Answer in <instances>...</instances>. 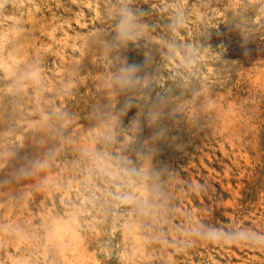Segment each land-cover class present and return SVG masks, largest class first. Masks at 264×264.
I'll list each match as a JSON object with an SVG mask.
<instances>
[{
	"label": "rangeland",
	"instance_id": "rangeland-1",
	"mask_svg": "<svg viewBox=\"0 0 264 264\" xmlns=\"http://www.w3.org/2000/svg\"><path fill=\"white\" fill-rule=\"evenodd\" d=\"M18 1L0 0V264H264V0Z\"/></svg>",
	"mask_w": 264,
	"mask_h": 264
},
{
	"label": "bare ground",
	"instance_id": "bare-ground-1",
	"mask_svg": "<svg viewBox=\"0 0 264 264\" xmlns=\"http://www.w3.org/2000/svg\"><path fill=\"white\" fill-rule=\"evenodd\" d=\"M20 1V0H19ZM19 1H18V3H19ZM23 1V0H22ZM26 1V0H25ZM56 1V0H55ZM61 1V0H60ZM90 1V0H89ZM62 2V1H61ZM1 3V2H0ZM21 5H22V3H20ZM19 5V4H18ZM50 5V4H49ZM24 6V5H23ZM22 7V6H21ZM27 9V8H26ZM29 9V8H28ZM96 10V9H95ZM32 12V11H31ZM57 12V11H56ZM65 12V11H64ZM29 13V12H28ZM59 14V13H58ZM30 15H32L31 13H30ZM29 15V16H30ZM14 16V15H13ZM50 16V15H49ZM53 18V17H52ZM61 19H64V18H61ZM69 19V18H68ZM67 19V20H68ZM66 20V19H65ZM66 20V21H67ZM53 21V20H52ZM57 21V20H56ZM59 21V20H58ZM61 22V21H60ZM43 23V22H42ZM49 23V22H48ZM56 23V22H55ZM62 23V22H61ZM66 23H69V21H67ZM65 23V24H66ZM16 25V24H15ZM57 25V24H56ZM53 26V25H52ZM51 26V27H52ZM72 26V25H71ZM10 27H11V25H10ZM15 27V26H14ZM62 27V26H61ZM64 27V26H63ZM4 28V27H3ZM9 28V27H8ZM47 28V27H46ZM5 29V28H4ZM56 29V26H54V27H52V32H51V34H53L54 33V30ZM2 30V29H1ZM65 30V29H64ZM10 31V30H9ZM13 31V30H12ZM48 31V30H47ZM11 32V31H10ZM80 32V31H79ZM16 33V32H15ZM14 33V34H15ZM13 34V35H14ZM49 34V33H48ZM75 35V34H74ZM73 36V35H72ZM17 37V36H16ZM48 37V36H47ZM75 37V36H74ZM50 39H51V37H49ZM73 38V37H72ZM71 38V39H72ZM76 38V37H75ZM0 39H1V37H0ZM17 39V38H16ZM16 39H14V41L16 40ZM74 39V38H73ZM4 40V39H3ZM52 41V40H51ZM6 42V41H5ZM16 42V41H15ZM72 42V41H71ZM74 42V41H73ZM17 43V42H16ZM49 43H51V42H49ZM56 43V41L54 42V44ZM74 43H76V42H74ZM73 43V44H74ZM14 45H15V43H13ZM44 44V43H43ZM49 46H50V44H48ZM60 45V44H59ZM75 45V44H74ZM7 46V45H6ZM44 46V45H43ZM56 47V46H55ZM73 47V46H72ZM47 48V47H46ZM4 49H5V46H4ZM17 50V49H16ZM46 50V49H45ZM60 50V49H59ZM14 51V50H13ZM57 51V50H56ZM63 51V50H62ZM2 54V53H1ZM60 54V53H59ZM15 55V54H14ZM13 55V56H14ZM22 55H24V54H22ZM11 56V55H10ZM16 57V56H15ZM22 57V56H21ZM18 59V58H17ZM22 59V58H21ZM21 59H19V61L17 60V63H14L12 60H11V58H9V57H6V58H2L1 59V63H2V65H3V67H4V69H5V71H7V73L12 77V79H22V81L24 80V83L26 84V83H28V84H31V83H36V82H38V80H39V73H38V68H30V69H27V70H25L24 71V74H23V70H22V67H21ZM24 59V58H23ZM260 59V58H259ZM37 60H39V59H37ZM24 61V60H23ZM26 61V60H25ZM254 61H256V60H254ZM258 61H260V60H258ZM36 62V61H35ZM253 63V62H252ZM27 64H28V62H27ZM30 65V64H29ZM33 65V64H32ZM257 65H259L258 63H257ZM264 66V65H263ZM260 67V66H259ZM257 68V67H256ZM262 68V67H261ZM264 68V67H263ZM40 69V68H39ZM250 69V68H249ZM248 69V70H249ZM41 70V69H40ZM257 71V70H256ZM262 71V70H261ZM249 72H251V71H249ZM255 72V71H254ZM256 73H258V72H256ZM259 74V73H258ZM262 74V73H261ZM22 75V76H21ZM257 75V74H256ZM21 76V77H20ZM41 76V75H40ZM45 76H47V75H45ZM262 76V75H261ZM258 77V76H257ZM42 78H44V77H42ZM15 81V80H14ZM47 81L50 83V84H52V79H50V78H48L47 77ZM17 82V81H16ZM46 83L47 82H45V85H46ZM13 84H14V82H13ZM19 84V83H18ZM17 84V85H18ZM32 84V85H33ZM39 84V83H38ZM16 85V84H15ZM37 85V84H36ZM41 85V84H40ZM48 85V84H47ZM42 86V85H41ZM44 87V86H43ZM32 89V88H31ZM36 89V88H35ZM33 90H34V88H33ZM25 91V90H24ZM23 91V92H24ZM39 90H37L36 92H38ZM35 93V92H34ZM35 95V94H34ZM37 95H39V94H37ZM36 96V95H35ZM232 101V100H231ZM232 102H234L235 103V101H232ZM237 104V103H236ZM234 106H237V105H234ZM223 109V108H222ZM237 109V108H236ZM232 111H233V109H232ZM231 113V112H230ZM222 114H223V111H222ZM225 115H226V113H225ZM228 115V114H227ZM224 116V115H223ZM1 117V116H0ZM41 117V116H40ZM220 117H221V115H220ZM228 117V116H227ZM243 117V116H242ZM42 118V117H41ZM1 119H3V117L1 118ZM0 119V120H1ZM241 119V118H240ZM234 120V119H233ZM39 121V120H38ZM229 121H230V119H229ZM237 121V120H236ZM33 122V121H32ZM224 122V121H223ZM232 122H234V121H232ZM238 122V121H237ZM36 123V122H35ZM43 123V122H42ZM222 124V123H221ZM232 124V123H231ZM1 125L2 124H0V128H1ZM233 125V124H232ZM231 125V126H232ZM236 125V124H235ZM238 125V124H237ZM242 125V124H241ZM223 127V126H222ZM236 127V126H235ZM243 127V126H242ZM38 128H39V126H38ZM41 128V127H40ZM232 128V127H231ZM239 128V127H238ZM233 129V128H232ZM240 129V128H239ZM1 130V129H0ZM223 130V129H222ZM230 130V129H229ZM234 130V129H233ZM247 130V129H246ZM232 131V130H231ZM235 131V130H234ZM239 131V130H238ZM224 132H225V130H224ZM0 133H1V131H0ZM231 133V132H230ZM237 133V132H236ZM244 133V132H243ZM221 134H222V132H221ZM229 134V133H228ZM246 134V133H245ZM224 135V134H223ZM226 135V134H225ZM236 135V134H235ZM247 135V134H246ZM1 134H0V154L1 155H4V156H6V155H8V151H9V149L6 147V144H4L3 143V139L1 138ZM239 136L237 135V138H238ZM225 138V137H224ZM226 138H228V137H226ZM226 138H225V140H226ZM232 138V137H231ZM235 138V137H234ZM229 139V138H228ZM229 143V142H228ZM239 144V143H238ZM247 146V145H246ZM242 147V146H241ZM223 148V147H222ZM238 149H239V147H237ZM242 148H244V147H242ZM237 149V150H238ZM249 149V148H248ZM12 150V149H11ZM223 150V149H222ZM227 151V150H226ZM235 152V151H234ZM238 153V152H237ZM242 154H243V152H241ZM246 153H247V151H246ZM10 154V153H9ZM238 154H240V153H238ZM245 154V153H244ZM224 155V154H223ZM226 155V154H225ZM235 155H236V153H235ZM247 155V154H246ZM3 157V156H2ZM9 157V156H8ZM8 157H7V159H8ZM237 158V157H236ZM244 158L245 157H243L242 159L244 160ZM246 159H248V158H246ZM248 161H249V159H248ZM235 162V161H234ZM237 162V161H236ZM205 164V163H204ZM236 164V163H235ZM239 164V163H238ZM206 165V164H205ZM237 166V165H236ZM229 168V167H228ZM53 169V168H52ZM207 169V168H206ZM47 171V170H46ZM238 171H239V169H238ZM210 172V171H209ZM227 173V172H226ZM41 176V175H40ZM50 176H51V178H50V181H51V179L53 180L54 178H52V174H51V172H50ZM237 193V192H236ZM262 197V196H261ZM263 198V197H262ZM47 215L49 216V217H51V219L55 222L54 223V233H53V238H59L58 240H60V242H61V240L62 239H64V238H68V240L71 242L72 240H77V235H78V232H77V230H76V228H75V224H76V222H77V220H76V218H75V216H74V214H72L71 212H69V213H67V215H66V217H56L55 215H54V213L52 212V211H50V210H48L47 211ZM47 217V216H46ZM67 225H69V226H66V224ZM50 231H53V230H50ZM52 235V234H51ZM79 236V235H78ZM52 237V236H51ZM50 240H51V238H50ZM66 240V239H65ZM52 241H54V240H52ZM57 241V240H56ZM59 242V241H58ZM59 242V243H60ZM62 243V242H61ZM63 243H64V240H63ZM76 243H78V242H76ZM57 244V242L55 243V245ZM73 244V243H72ZM67 247V246H66ZM74 247V246H73ZM78 247V246H77ZM61 251V250H60ZM62 252V251H61ZM67 253V252H66ZM65 253V254H66ZM73 253V252H72Z\"/></svg>",
	"mask_w": 264,
	"mask_h": 264
}]
</instances>
